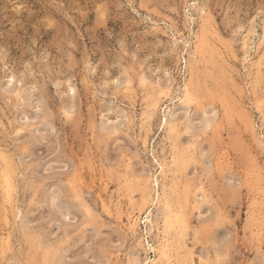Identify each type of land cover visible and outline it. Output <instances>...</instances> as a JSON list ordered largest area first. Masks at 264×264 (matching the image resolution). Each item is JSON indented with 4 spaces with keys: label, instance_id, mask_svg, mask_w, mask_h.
Wrapping results in <instances>:
<instances>
[{
    "label": "rangeland",
    "instance_id": "obj_1",
    "mask_svg": "<svg viewBox=\"0 0 264 264\" xmlns=\"http://www.w3.org/2000/svg\"><path fill=\"white\" fill-rule=\"evenodd\" d=\"M165 262L264 264V0H0V264Z\"/></svg>",
    "mask_w": 264,
    "mask_h": 264
},
{
    "label": "bare ground",
    "instance_id": "obj_2",
    "mask_svg": "<svg viewBox=\"0 0 264 264\" xmlns=\"http://www.w3.org/2000/svg\"><path fill=\"white\" fill-rule=\"evenodd\" d=\"M204 35H205V34H204ZM202 41H203V40H202ZM201 43H202V42H201ZM204 44H205V41H204ZM196 46H197V45H196ZM199 50H200V48H199ZM193 51H194V50H193ZM190 55H191V54H190ZM188 57H190V56H188ZM191 57H192V56H191ZM192 58H193V57H192ZM187 61H188V60H187ZM188 62H189V61H188ZM194 63H195V62H194ZM188 64H189V63H188ZM189 65H191V64H189ZM192 66H193V61H192L191 69H192ZM187 67L189 68V66H187ZM194 67H195V66H194ZM197 67H198V66H197ZM192 70H193V69H192ZM192 70H190L191 72L189 71V69H188L187 71H189L190 73H192ZM187 73H188V72H187ZM192 74H193V73H192ZM187 76H188V75H187ZM183 77H184V76H183ZM181 79H182V78H181ZM185 80H186V79H185ZM190 81H191V80H190ZM190 81H189V82H190ZM183 82H184V81H183ZM189 82H188V83H189ZM155 84H156V83H155ZM177 84H178V83H177ZM183 84H184V83H183ZM189 84H190V83H189ZM189 84H187L188 86H187L186 89H189V88H190V87H189ZM152 85H154V84L152 83ZM152 85H151V86H152ZM158 85H159V84H158ZM156 86H157V85H156ZM156 86H155V87H156ZM165 86L167 87L166 84H165ZM182 86H183V85H182ZM190 86H191V84H190ZM152 87H153V86H152ZM155 87H154V88H155ZM159 87H160V86H159ZM159 87H157V88L159 89ZM161 87H162V86H161ZM161 87H160V88H161ZM184 87H185V86H184ZM188 87H189V88H188ZM169 88H170V87H169ZM182 89L185 90V93H184V91H183L182 94L184 93V95H187V90L184 89V88H182ZM151 90H152V89H151ZM153 91H154V90H152V93H151V94L155 93V92H153ZM155 91H156V90H155ZM156 92H157V91H156ZM177 92H178V91H177ZM174 93H175V92H173V95H174ZM188 93H189V91H188ZM148 94H149V93H148ZM167 95H168V93H167ZM191 95H192V94H191ZM158 97H159V96H158ZM158 97H157V98H158ZM176 98H177V97H176ZM176 98H175V99H176ZM175 99H174V100H175ZM171 100H172V99H171ZM168 101H169V100H168ZM176 101H177V99H176ZM170 102H171V101H170ZM176 104H177V103H176ZM173 105H174V104H173ZM182 105H183V104H182ZM188 105H189V104H188ZM175 107H176V106H175ZM168 108H169V107H168ZM172 108H173V107H172ZM172 108H171V109H172ZM186 109H187V105H186ZM166 111H167V110H166ZM204 112H205V110H204ZM204 114H205V113H204ZM163 115H164V114H163ZM175 115H176V114H175ZM177 116H178V115H177ZM163 119H164V118H163ZM167 119H168V118H167ZM169 120H171V119H169ZM172 120H173V119H172ZM178 120H179V119H178ZM180 120H181V119H180ZM162 121H163V120H162ZM175 121L178 122L177 120H175ZM169 122H170V121H169ZM173 122H174V121H173ZM163 123H164V122H162V124H163ZM180 123H181V121H180ZM180 123H179V124H180ZM182 123H183V122H182ZM170 124H171V123H170ZM206 124H207V122H206ZM164 125H165V124H164ZM174 125H175V124H173L172 126H174ZM178 126H179V125H178ZM174 127L176 128V126H174ZM163 128H164V127H163ZM177 128H178V127H177ZM169 130H170V129H169ZM176 130H177V129H176ZM172 132H173V128H172ZM177 132H178V131H177ZM188 132H189V131H188ZM173 133H174V132H173ZM175 133H176V131H175ZM177 134H178V133H177ZM165 135H166V134H165ZM166 136H167V135H166ZM174 136L176 137V135H174ZM169 139H170V138H169ZM171 139H174V138H171ZM171 139H170V140H171ZM174 141H175V140H172V143H173ZM170 144H171V143H170ZM170 144H169V145H170ZM173 144H176V143H173ZM173 144H172V145H173ZM174 147H175V146H173V148H174ZM175 148H176V147H175ZM175 148H174V149H175ZM175 150H176V149H175ZM175 150H174V151H175ZM172 151H173V150H172ZM170 153H171V152H170ZM171 155H172V154H171ZM164 159H165V158H164ZM175 159H176V158H175ZM167 160H168V159H167ZM170 160H171V159H170ZM176 160H177V159H176ZM158 161H159V160H158ZM164 161H165V160H164ZM162 162H163V161H162ZM166 162H167V161H166ZM169 162H170V161H169ZM160 163H161V162H160ZM165 164H166V163H165ZM162 165H164V163H163ZM160 166H161V165H160ZM166 167H168V166H166ZM163 168H164V167H163ZM163 168H162V169H163ZM169 169H170V168H169ZM171 170H172V169H171ZM160 171H164V170H160ZM169 171H170V170H169ZM170 172H175V171H170ZM163 173H164V172H163ZM163 173H162V174H163ZM162 174H161V175H162ZM124 175H125V174H124ZM168 175H169V173H168ZM175 176H176V175H175ZM130 177H131V175L129 176V178H130ZM136 177H137V176H136ZM159 177H161V176L159 175ZM170 177H171V176H170ZM138 178H139V177H138ZM156 179H157V178H156ZM158 179H159V178H158ZM160 179H161V178H160ZM172 179H173V177H172ZM131 180H133V179H131ZM136 180H137V179H136ZM146 180H147V179H146ZM177 180H178V177H177ZM140 181H141V180H140ZM140 181H139V182H140ZM149 181L152 182V180H149ZM157 181H158V180H157ZM157 181H156V182H157ZM173 181H174V179H173ZM126 182H127V181H126ZM129 182H130V181H129ZM129 182H128L127 184H129V186H130V183H129ZM134 182H135V180H134ZM137 182H138V181H137ZM141 182H142V181H141ZM147 182H148V180H147ZM154 182H155V181H154ZM156 182H155V183H156ZM160 182H161V181H160ZM171 182H172V181H171ZM123 183H124V182H123ZM157 183H158V182H157ZM145 184H146V182H145ZM150 184H151V183H150ZM153 184H154V183H153ZM139 185H140V184H139ZM142 185H143V184H142ZM155 185H156V184H155ZM172 185H173V184H172ZM131 186H132V184H131ZM147 186H148V185H147ZM132 187H133V186H132ZM155 187H156V186H155ZM173 187H174V186H173ZM176 187H177V186H176ZM176 187H175V188H176ZM129 188H130V187H129ZM147 188H148V187H147ZM147 188H146V189H147ZM150 188H152V186H151ZM163 188H164V187H163ZM131 189H132V188H131ZM148 189H149V188H148ZM156 189H157V188H156ZM156 189H155V191H156ZM161 189H162V187H161ZM201 189H202V188H201ZM132 190H133V189H132ZM162 190H164V189H162ZM140 191H141V190H140ZM153 191H154V190H153ZM200 191H201V190H200ZM143 192H144V191H143ZM148 192H149V191H148ZM151 192H152V190H151ZM156 192H158V191H156ZM160 192H162V191H160ZM175 192H176V191H175ZM162 194H163V192H162ZM167 194H168V193H167ZM150 195H151V194H150ZM153 195H154V194H153ZM144 196H145V194H144ZM146 196H147V195H146ZM157 196H158V195H157ZM162 196H163V195H162ZM148 197H149V196H148ZM171 197H172V196H171ZM205 197H207V196H205ZM162 198H163V197H162ZM167 199H169V198H167ZM203 199H204V198H203ZM151 200H153V199L151 198ZM161 200H164V199H161ZM158 201H159V196L156 198V202H158ZM173 201H174V200H173ZM183 201H184V200H183ZM204 201H205V199H204ZM132 202H133V201H132ZM160 202H161V201H160ZM184 202H185V201H184ZM142 203H143V202H142ZM129 204H130V205H133V207H134V204H133V203L131 204V202H130ZM139 204H140V203H139ZM167 204H168V203H167ZM171 205H172V204H171ZM174 205H175V204H174ZM176 205H177V204H176ZM179 205H180V204H179ZM149 206H150V205H149ZM161 206H162V205H161ZM138 207L141 208L140 205H138ZM176 208H177V207H176ZM131 209H133V208H131ZM141 209H143V208H141ZM149 209H150V208H149ZM149 209H148V210H149ZM179 209H180V206H179ZM179 209H178V210H179ZM4 210H5V209H4ZM145 210H147V209H145ZM198 210H199V209H198ZM128 211H129V209H128ZM131 211H133V210H131ZM131 211H130V212H131ZM166 211H167V210H166ZM172 211L174 212V210H172ZM148 212H149V211H148ZM157 212H158V211H157ZM183 212H184V211H183ZM138 213H139V212H138ZM130 214H131V213H129V215H130ZM145 214H147V213H145ZM181 214H182V213H181ZM152 215H153V214H152ZM127 216H128V213H127ZM128 217H129V216H128ZM153 217H154V216H153ZM179 217H180V216H179ZM181 217H182V216H181ZM13 218H14V217H13ZM133 218H134V217H133ZM137 218H138V217H137ZM137 218H136V219H133V220H135V222H136V221H137ZM182 218H183V217H182ZM143 219H144V218H143ZM147 219H148V218H146V220H147ZM152 219H153V218H152ZM162 220H163V219H162ZM182 220H183V219H182ZM154 221H155V220H154ZM170 221H171V220H170ZM179 221H180V220H179ZM135 222H134V223H135ZM155 222H156V221H155ZM160 222H161V221H160ZM136 223H137V222H136ZM165 223H166V222H165ZM131 224H133V221H132ZM153 224H154V222H153ZM158 225H159V224H158ZM174 226H175V225H174ZM131 227H132V226H131ZM186 227H187V226H186ZM133 228H134V227H133ZM133 228H131L132 231H133ZM155 228H156V227H155ZM157 228H158V227H157ZM157 228H156V229H157ZM159 228H160V227H159ZM163 228H164V227H163ZM167 228H169V227H167ZM157 230H158V229H157ZM163 230H164V229H163ZM175 230H176V229H175ZM177 230H178V229H177ZM155 231H156V230H155ZM161 231H162V230H161ZM164 231H166V229H165ZM182 231H183V230H182ZM185 231H186V230H185ZM158 232H159V231H158ZM176 232H177V231H176ZM183 232H184V231H183ZM152 233H153V232H152ZM152 233H151V234H152ZM161 233H163V232H161ZM164 233H165V232H164ZM165 234H166V233H165ZM165 234H164V235H165ZM168 234H169V233H168ZM173 234H174V233H173ZM173 234H171V236H170V237H172V239H173V237H174V236H172ZM179 234H180V233H179ZM161 235H162V234H161ZM156 237H157V236H156ZM156 237H155V238H156ZM170 237H169V238H170ZM182 237H183V236H182ZM155 238H154V239H155ZM157 239H158V238H157ZM157 239H156V240H157ZM160 239H161V237H160ZM193 239H194V238H193ZM193 239H192V240H193ZM158 240H159V239H158ZM161 240H162V239H161ZM164 240H165V239H164ZM165 241H166V240H165ZM167 241H168V240H167ZM174 241H175V240H174ZM174 241H172V242H174ZM159 242H161V241H159ZM170 242H171V241H170ZM156 243H158V242H156ZM156 243L154 244V246L157 247ZM175 243H176V242H175ZM170 244H171V243H170ZM184 244H185V243H184ZM172 245H173V244H171V246H172ZM180 245H181V244H180ZM186 245H187V244H186ZM184 246H185V245H184ZM169 247H170V246H169ZM162 248H163V247H162ZM172 248H173V247H172ZM185 248H186V247H185ZM187 248H188V246H187ZM168 249H169V248H168ZM174 249H175V248H174ZM176 249H177V248H176ZM154 250H155V248H154ZM160 250H161V249H160ZM160 250H159V251H160ZM159 251H158V252H159ZM167 251H168V250H167ZM173 251H174V250H173ZM177 251H178V250H177ZM152 252H153V251H152ZM174 252H176V251H174ZM188 252H189V251H188ZM159 253H160V252H159ZM166 253H167V252H166V249H163V250H162V255H163L164 257L167 256ZM170 253H172V252H170ZM185 253H187V252H185ZM174 254H175V253H174ZM157 255H158V254H157ZM176 255H177V254H176ZM177 256H178V255H177ZM182 256H183V254H182ZM185 256H186V255H185ZM188 256H189V255H188ZM135 257H136V256H135ZM172 257H173V255H172ZM136 258H137V257H136ZM156 258H157V257H156ZM170 258H171V257H170ZM187 258H188V257H187ZM147 259H148V258H147ZM163 259H164V258H163ZM188 259H189V258H188ZM136 260H137V259H136ZM164 260H165V259H164ZM156 261H157V260H156ZM156 261H155V262H156ZM189 261H190V260H189ZM200 261H201V260H200ZM44 262H45V261H44ZM136 262H137V261H136ZM168 262H169V261H168ZM168 262H167V263H168ZM130 263H131V262H130ZM152 263H153V262H152ZM152 263H151V264H152ZM165 263H166V262H165ZM167 263H166V264H167ZM42 264H43V263H42ZM144 264H145V263H144ZM191 264H193V263L191 262Z\"/></svg>",
    "mask_w": 264,
    "mask_h": 264
}]
</instances>
